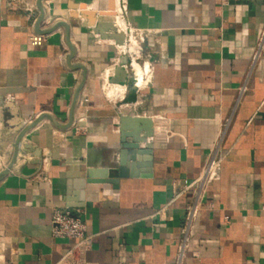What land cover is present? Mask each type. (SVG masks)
Here are the masks:
<instances>
[{
	"label": "crops",
	"instance_id": "crops-1",
	"mask_svg": "<svg viewBox=\"0 0 264 264\" xmlns=\"http://www.w3.org/2000/svg\"><path fill=\"white\" fill-rule=\"evenodd\" d=\"M126 1L127 22L146 32L138 44L150 82L138 92L131 76L108 96L112 68L128 60L101 37L123 35L113 0H43L38 25L37 0H0V98L11 104L0 119V172L10 166L0 180V264H61L73 242L50 236L55 208L82 213L90 264H173L191 195L183 185L226 120L224 159L183 264H264V51L251 64L264 0ZM22 2L35 8L30 18ZM118 112L153 128L149 163L128 161L122 178ZM80 117L86 131L75 133Z\"/></svg>",
	"mask_w": 264,
	"mask_h": 264
},
{
	"label": "built area",
	"instance_id": "built-area-1",
	"mask_svg": "<svg viewBox=\"0 0 264 264\" xmlns=\"http://www.w3.org/2000/svg\"><path fill=\"white\" fill-rule=\"evenodd\" d=\"M233 1H250V0H219L220 5L225 6ZM114 10L113 17L119 20L122 24V29L115 26L117 31L124 35V44L127 45L131 40L137 43L143 42L146 32L133 28L126 20L127 14V1L126 0H113ZM23 10L27 13L28 17L35 13V8L22 2ZM119 54L127 56L128 66L132 73L133 86L139 91L145 89L150 82V68L147 62H143L140 58L139 44L136 52L118 48ZM264 51V29H262L258 38L254 54L252 56L251 64L254 65L258 58ZM137 63L144 71L143 81L138 82L135 73L132 69V64ZM148 64L146 68L145 64ZM113 69L111 75L113 74ZM245 91V85L241 86L238 90L239 96ZM140 116V115H135ZM228 127V121H224L219 129L216 140L208 153V156L198 174V176L191 182H185L183 191H190V200L185 208L184 218L179 229V240L176 248V253L173 259V264H183L187 254L190 239L193 233L194 222L201 210L202 203L211 184L217 168L220 166L224 159L222 151V144L224 141L225 133ZM86 131L85 117H80L76 120L74 125L75 133H83ZM82 213L79 210L71 211L69 209L55 208L51 213L50 236L54 239H65L73 242V245L68 252L61 259V264H90L86 261L85 255L91 248V237L86 234V224L81 219Z\"/></svg>",
	"mask_w": 264,
	"mask_h": 264
},
{
	"label": "water",
	"instance_id": "water-1",
	"mask_svg": "<svg viewBox=\"0 0 264 264\" xmlns=\"http://www.w3.org/2000/svg\"><path fill=\"white\" fill-rule=\"evenodd\" d=\"M43 0H37V10L39 12V18L37 20V25L43 20L44 18V10L42 8ZM88 15L93 16V12H86ZM72 18H76V15H73ZM62 26V24L56 25ZM94 29L95 34L101 33V31L97 28ZM55 28H52L54 30ZM114 30V29H113ZM103 39H108L114 41L116 45H122L124 43V36L121 33L113 34L111 36L103 35L101 36ZM70 52L72 54L73 49L68 45ZM70 56L72 57V55ZM82 69V67L80 66ZM83 70V69H82ZM132 73L128 66L126 58H124L123 63L118 67L116 66L113 69V74L111 77L108 78L107 82L109 84H117L120 86L125 85L127 78L131 77ZM85 74L81 82L79 83L75 94L74 99L71 104V108L68 114V121L64 128L71 127L74 121V113L76 109L77 99L81 88L84 85ZM11 106L8 102H3L0 98V119L3 118V110L7 109ZM45 116H38L36 122H38L41 118ZM34 125V124H33ZM116 130L118 132V156H117V177L122 178L126 176L125 166L128 161H134L140 155L146 156L145 161L149 163V155L150 151L148 149L147 143L148 139H150L153 135V128H152V119L147 116H135L131 114H124L122 112L117 113V123H116ZM23 132L20 133L18 139L22 136ZM17 143V142H16ZM16 148V144L13 145V149ZM13 155V154H12ZM8 166L5 170L0 172V180L8 173ZM92 172H87V174H91ZM108 172L105 170L102 171L103 177H106Z\"/></svg>",
	"mask_w": 264,
	"mask_h": 264
},
{
	"label": "bare ground",
	"instance_id": "bare-ground-1",
	"mask_svg": "<svg viewBox=\"0 0 264 264\" xmlns=\"http://www.w3.org/2000/svg\"><path fill=\"white\" fill-rule=\"evenodd\" d=\"M115 20H116L115 26L118 25L119 28L122 27L121 22L119 20H117L116 18H115ZM127 47L129 49V51H132L133 49H136L137 48L136 41L131 40L129 42V44L127 45ZM145 66L147 68V64H145ZM132 69H133V72L135 73V76H136V79L138 80V82H141L142 81V68L140 67V65H138L137 63L134 62L132 64ZM122 90H123V86H120V85H117V84H113V86L111 87V89L108 92V96H112V95H115L117 93H121Z\"/></svg>",
	"mask_w": 264,
	"mask_h": 264
},
{
	"label": "rangeland",
	"instance_id": "rangeland-1",
	"mask_svg": "<svg viewBox=\"0 0 264 264\" xmlns=\"http://www.w3.org/2000/svg\"><path fill=\"white\" fill-rule=\"evenodd\" d=\"M112 12H113V11H112ZM120 28L122 29V27H120ZM134 41H135V40H134ZM128 44H129V43H128ZM128 44H127V45H128ZM136 44H137V48H138V43L136 42ZM127 45H125L124 43H123L122 45H119L120 50L125 49V50H128V51H129ZM137 48H136V49H133V50L130 51V52H136V51H137ZM118 63H119V62H118ZM110 100H112V99H110Z\"/></svg>",
	"mask_w": 264,
	"mask_h": 264
}]
</instances>
